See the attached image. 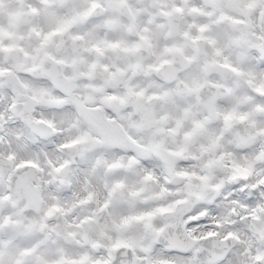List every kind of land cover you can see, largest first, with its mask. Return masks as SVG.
Listing matches in <instances>:
<instances>
[{
  "label": "snow or ice",
  "instance_id": "6c2138e0",
  "mask_svg": "<svg viewBox=\"0 0 264 264\" xmlns=\"http://www.w3.org/2000/svg\"><path fill=\"white\" fill-rule=\"evenodd\" d=\"M0 264H264V0H0Z\"/></svg>",
  "mask_w": 264,
  "mask_h": 264
}]
</instances>
